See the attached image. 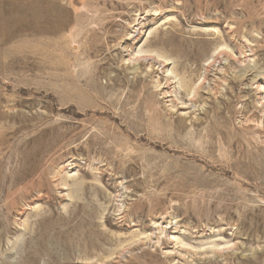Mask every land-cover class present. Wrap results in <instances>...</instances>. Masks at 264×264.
Instances as JSON below:
<instances>
[{"label":"rangeland","instance_id":"rangeland-1","mask_svg":"<svg viewBox=\"0 0 264 264\" xmlns=\"http://www.w3.org/2000/svg\"><path fill=\"white\" fill-rule=\"evenodd\" d=\"M173 263L264 264V0H0V264Z\"/></svg>","mask_w":264,"mask_h":264},{"label":"bare ground","instance_id":"bare-ground-1","mask_svg":"<svg viewBox=\"0 0 264 264\" xmlns=\"http://www.w3.org/2000/svg\"><path fill=\"white\" fill-rule=\"evenodd\" d=\"M138 32V31H137ZM129 38V37H128ZM248 58V57H247ZM248 62V61H247ZM175 222V221H174ZM154 235V234H153ZM171 239H175L176 237L175 236H171L170 237ZM172 243V242H171ZM175 243V242H174ZM178 245V244H177ZM169 246V245H168ZM181 247V246H180ZM185 247H187V246H185ZM185 247H184V249H185ZM196 249V248H195ZM174 251V250H173ZM176 252V251H175ZM166 253H169V252H166ZM173 254V253H172ZM180 256V255H179ZM174 264V263H173Z\"/></svg>","mask_w":264,"mask_h":264}]
</instances>
